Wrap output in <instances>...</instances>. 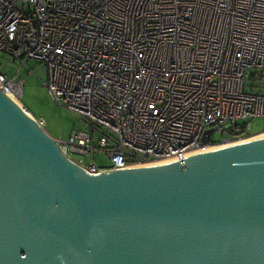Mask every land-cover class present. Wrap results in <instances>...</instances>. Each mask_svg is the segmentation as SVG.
Listing matches in <instances>:
<instances>
[{
    "label": "built area",
    "instance_id": "1",
    "mask_svg": "<svg viewBox=\"0 0 264 264\" xmlns=\"http://www.w3.org/2000/svg\"><path fill=\"white\" fill-rule=\"evenodd\" d=\"M0 53L43 63L51 97L89 121L53 136L89 174L243 141L264 118L251 79L264 70V0H0ZM23 81L0 72L12 96Z\"/></svg>",
    "mask_w": 264,
    "mask_h": 264
},
{
    "label": "water",
    "instance_id": "2",
    "mask_svg": "<svg viewBox=\"0 0 264 264\" xmlns=\"http://www.w3.org/2000/svg\"><path fill=\"white\" fill-rule=\"evenodd\" d=\"M0 264H264V134L89 174L0 89Z\"/></svg>",
    "mask_w": 264,
    "mask_h": 264
},
{
    "label": "rangeland",
    "instance_id": "3",
    "mask_svg": "<svg viewBox=\"0 0 264 264\" xmlns=\"http://www.w3.org/2000/svg\"><path fill=\"white\" fill-rule=\"evenodd\" d=\"M0 72L5 74L8 78L24 79L22 86V95L18 98V104L28 113L33 115L37 120H42L45 129L50 134L61 136L63 139L69 137L73 129H89L90 123L87 119L74 111L58 105L51 97L45 82L48 79L47 68L45 65L37 60L29 59L21 68L19 63L12 56L0 53ZM250 72H253L251 70ZM252 81H259L264 87V70H258ZM252 133L264 131V118H255L251 121ZM95 139L97 141L100 134L103 132L101 128L95 127ZM109 140L112 139L108 136ZM214 134L211 140L216 139ZM114 138V135H113ZM77 159L76 155L71 156ZM89 157L87 158V161ZM94 162L98 166L107 165L109 160L104 152H96L94 154Z\"/></svg>",
    "mask_w": 264,
    "mask_h": 264
},
{
    "label": "bare ground",
    "instance_id": "4",
    "mask_svg": "<svg viewBox=\"0 0 264 264\" xmlns=\"http://www.w3.org/2000/svg\"><path fill=\"white\" fill-rule=\"evenodd\" d=\"M17 103H18V98H15V96H12L11 94H9ZM262 134H264V131H262V132H259V133H257L256 135H262ZM256 135H254V136H256Z\"/></svg>",
    "mask_w": 264,
    "mask_h": 264
},
{
    "label": "crops",
    "instance_id": "5",
    "mask_svg": "<svg viewBox=\"0 0 264 264\" xmlns=\"http://www.w3.org/2000/svg\"><path fill=\"white\" fill-rule=\"evenodd\" d=\"M46 131L49 133V131L46 129ZM50 134V133H49ZM52 136H54V137H59V136H56V135H53V134H51Z\"/></svg>",
    "mask_w": 264,
    "mask_h": 264
}]
</instances>
